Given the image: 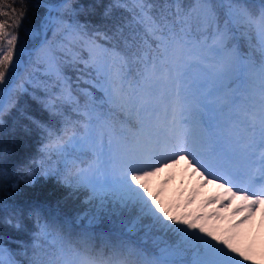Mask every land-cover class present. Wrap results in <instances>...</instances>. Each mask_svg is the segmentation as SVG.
<instances>
[{
    "label": "snow or ice",
    "instance_id": "6c2138e0",
    "mask_svg": "<svg viewBox=\"0 0 264 264\" xmlns=\"http://www.w3.org/2000/svg\"><path fill=\"white\" fill-rule=\"evenodd\" d=\"M33 8L35 22L0 0V264H255L227 230L207 225L218 213L172 214L148 180L184 159L205 184L221 182L227 202L209 203L239 198L245 219L264 205V0H35ZM41 69L37 95L29 89ZM69 70L88 87L77 93ZM33 134L42 137L40 166L10 174L5 141ZM41 178L67 189L65 198L84 192L82 218L119 221L120 236L84 229L73 241L41 204L21 207L19 195Z\"/></svg>",
    "mask_w": 264,
    "mask_h": 264
},
{
    "label": "trees",
    "instance_id": "16d2710c",
    "mask_svg": "<svg viewBox=\"0 0 264 264\" xmlns=\"http://www.w3.org/2000/svg\"><path fill=\"white\" fill-rule=\"evenodd\" d=\"M94 0H80V3L87 6L90 3H93ZM105 3L108 0H104ZM6 3L12 4L17 9L23 7L27 9L28 15L26 19H33L35 22L37 17V10L33 8V4L35 0H6ZM7 10V9H6ZM43 10H39V13L42 14ZM81 22L88 21L93 26H98L100 24V17L98 15L93 16H81ZM21 36V39H24L25 33V24H21V28L18 30ZM51 38V37H49ZM18 49L20 44L18 42ZM257 55H259L257 53ZM82 67V66H81ZM31 70V69H30ZM69 76L73 77L72 84L77 93L81 91V88L88 87L81 85L77 87V82L75 77L79 75L78 72L74 70H69L67 73ZM47 77L43 74H38L36 71L34 72V84L35 87L30 86V91H35L37 95H43L42 92V82L46 80ZM93 92L94 96H100L102 93L98 91V89H90ZM27 100L30 111L33 115L38 118L47 119V114L43 113L39 106L36 105L34 101L31 100L29 96L25 97ZM83 101V98L81 97ZM42 144V137L33 134L31 137H18L15 139H8L4 143V147L9 151L10 158L6 164V169L10 174H14V171L17 166L28 163L29 161H35L33 163V168H37L40 166V162L42 159V155L40 153V147ZM47 164V161H45ZM6 181H0V199L5 198V188L4 185ZM191 188V187H190ZM174 189V188H173ZM67 189L59 186L55 181L52 180H44L40 179L37 184L29 189H25L23 193H21L17 199V202L21 207L27 208L30 204L39 203L42 205L44 209V215L46 218L50 220H55L58 223H62L65 225V234L67 235L69 232L72 233L71 239L75 241L77 239V233L83 231L84 229H90L94 232L97 237L102 235L111 234L114 238L120 236V224L119 221L114 220H105L103 224H90L87 218H82L84 212L89 208V205L84 203L86 199V194L84 192L78 193L73 197H66ZM171 196L167 201H159L158 203H162L165 208L171 209L172 214L180 215L184 213H195L201 214L204 212L205 214L208 212L206 208H202L200 203L197 201V196L192 195L190 191L187 192L186 197L183 198L184 191L179 186L177 189L171 191ZM154 195V194H153ZM176 196V197H175ZM191 201V202H190ZM211 211V210H209ZM4 215L3 212H0V216ZM26 223L31 228V221H26ZM218 225V224H216ZM225 229V228H224ZM227 230V229H225ZM8 235H11L14 238L22 239L28 243L31 242L30 235L23 232H15L11 229L5 230ZM94 243L99 244L100 240L97 239ZM13 249L17 248L16 244L10 245ZM258 251V250H257ZM256 257L259 258V252H255ZM255 256V255H254ZM256 263V262H255ZM257 264V263H256Z\"/></svg>",
    "mask_w": 264,
    "mask_h": 264
},
{
    "label": "rangeland",
    "instance_id": "374dc122",
    "mask_svg": "<svg viewBox=\"0 0 264 264\" xmlns=\"http://www.w3.org/2000/svg\"><path fill=\"white\" fill-rule=\"evenodd\" d=\"M36 72L44 75L42 69ZM219 183L221 182L205 184L200 174L195 172L184 159H181L179 163L172 167L164 168L156 176L150 177L148 180L151 193L156 195L159 201H167L172 194L171 191L173 190L174 192L180 186L184 191L183 198L186 197L187 192L192 187L195 188L193 189V193L199 192L201 195L207 194L211 190L215 194L217 193L216 197H221L226 203L227 198L224 196V189L219 187ZM200 201L199 198L198 202ZM242 203L239 198L234 200L228 207H224L221 203H214V208H216L215 210L221 218H215L216 220L209 219L206 223L219 233H224L226 231L225 229H227L228 234L234 236L233 242L236 246L241 250L244 248L243 250L245 252L247 251V254L255 262L264 263V252L262 259L256 257L255 253L256 250L262 249L264 251V205H261L250 218L245 219L248 216L247 211H239L238 214L235 213V210L237 211ZM238 204L239 207L237 208L236 206ZM240 221H243V223H239Z\"/></svg>",
    "mask_w": 264,
    "mask_h": 264
}]
</instances>
